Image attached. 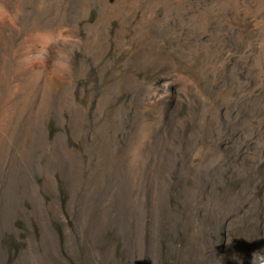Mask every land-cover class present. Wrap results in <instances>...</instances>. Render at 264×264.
I'll list each match as a JSON object with an SVG mask.
<instances>
[{
  "label": "rangeland",
  "instance_id": "obj_1",
  "mask_svg": "<svg viewBox=\"0 0 264 264\" xmlns=\"http://www.w3.org/2000/svg\"><path fill=\"white\" fill-rule=\"evenodd\" d=\"M40 1L0 0V264H264V0Z\"/></svg>",
  "mask_w": 264,
  "mask_h": 264
},
{
  "label": "bare ground",
  "instance_id": "obj_2",
  "mask_svg": "<svg viewBox=\"0 0 264 264\" xmlns=\"http://www.w3.org/2000/svg\"><path fill=\"white\" fill-rule=\"evenodd\" d=\"M52 1V0H51ZM99 1H101V0H99ZM103 1H110V0H103ZM141 1L142 0H135V2H137L136 4H138V3H141ZM235 1H237V0H235ZM258 1V0H257ZM263 1V0H262ZM46 2H47V0H41L40 1V3H39V5L40 6H42L44 9H45V7L46 6H43V5H45L46 4ZM53 3H56L55 4V8L54 7H52L53 9H55V11H54V13L55 12H59V8L61 9V5H65V3L64 4H62L64 1L63 0H55V2H54V0L52 1ZM71 2V1H70ZM70 2L67 4V5H69L70 4ZM84 2V1H83ZM227 2V1H226ZM226 2H224V1H222L221 3L222 4H224L225 5V3ZM234 1H232V3H233ZM239 2H240V0H239ZM51 2H50V0H49V2H48V4H50ZM107 3V2H106ZM105 3V4H106ZM109 3V2H108ZM111 3V2H110ZM110 3H109V5H110ZM113 3V2H112ZM112 3H111V5H112ZM261 3V2H260ZM47 4V5H48ZM258 4V3H257ZM100 5H103V3H101ZM232 5H236V4H232ZM237 5H239V4H237ZM236 5V6H237ZM249 5V4H248ZM135 6H137V5H135ZM263 6V5H262ZM85 7V5H83V8ZM107 7V6H106ZM111 7V6H110ZM115 7V6H114ZM220 7V6H219ZM227 7V6H226ZM229 7H231V6H229ZM64 8V7H63ZM62 8V9H63ZM234 8H236V7H234ZM238 8V7H237ZM236 8V9H237ZM49 9H50V7H49ZM108 9V8H107ZM117 9V8H116ZM223 9H224V7H223ZM43 10V9H42ZM111 10V9H110ZM113 10H115L114 8H113V6H112V10L111 11H113ZM214 10V9H213ZM220 10V9H219ZM47 11V10H46ZM63 11V10H62ZM85 12V11H84ZM49 13V12H48ZM50 13H52V12H50ZM109 13V12H108ZM112 13V12H111ZM53 15V14H52ZM58 15V14H57ZM110 14H108L107 16H109ZM56 16V15H55ZM54 18V17H53ZM64 19V18H63ZM101 20H103V19H101ZM104 22V21H103ZM262 22V19H261V17L259 18V17H255V18H252L251 19V23H253L254 25H256L257 24V26H258V24H260ZM55 23V22H54ZM263 24V23H262ZM102 24L100 23V25L99 26H101ZM253 25V26H254ZM260 26V25H259ZM262 26V25H261ZM264 26V25H263ZM97 27H98V24H97ZM102 28V27H101ZM99 32V31H98ZM259 32V31H258ZM101 34V33H100ZM99 36V35H98ZM100 36H103V35H100ZM101 40V39H100ZM260 46V45H259ZM262 46V45H261ZM208 51V50H207ZM6 53V52H5ZM258 53V52H257ZM261 53V52H260ZM208 55V54H207ZM204 56H205V54H204ZM212 56V55H211ZM207 58V57H206ZM259 59V58H258ZM211 60V59H210ZM10 61V60H9ZM205 63V62H204ZM210 63V62H209ZM8 64V63H7ZM209 65H211V63L209 64ZM213 65V64H212ZM199 66V65H198ZM257 66V65H256ZM214 67V66H213ZM1 69V68H0ZM5 69V68H4ZM214 69V68H213ZM205 72V71H204ZM9 74V73H8ZM206 76V75H205ZM39 78V77H38ZM263 78V77H262ZM35 81V80H34ZM240 83V82H239ZM261 83H262V81H261ZM34 84V83H33ZM53 84V83H52ZM36 85V84H35ZM47 85V84H46ZM241 85V84H240ZM239 85V86H240ZM241 87V86H240ZM250 87V86H249ZM41 88V87H40ZM49 89V88H48ZM5 120V119H4Z\"/></svg>",
  "mask_w": 264,
  "mask_h": 264
}]
</instances>
